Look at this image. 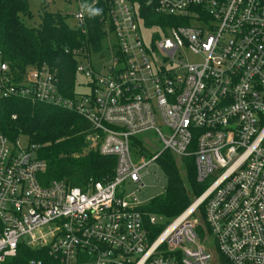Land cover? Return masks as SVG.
<instances>
[{"label": "built area", "instance_id": "2783aa9c", "mask_svg": "<svg viewBox=\"0 0 264 264\" xmlns=\"http://www.w3.org/2000/svg\"><path fill=\"white\" fill-rule=\"evenodd\" d=\"M107 2L111 64L96 71L88 42L65 49L89 94H62L46 63L16 80L0 52V101L72 109L92 124L91 148L116 158L114 176L86 190L46 183L38 145L0 132V264L22 246L42 253L26 264H264V0ZM77 3L85 33L98 0ZM134 137L150 157L133 153ZM165 151L193 160L203 190L161 223L125 186L142 189L141 170Z\"/></svg>", "mask_w": 264, "mask_h": 264}, {"label": "trees", "instance_id": "16d2710c", "mask_svg": "<svg viewBox=\"0 0 264 264\" xmlns=\"http://www.w3.org/2000/svg\"><path fill=\"white\" fill-rule=\"evenodd\" d=\"M107 1L98 0V4L88 10L84 33L79 25L71 27L63 13L47 10L45 0L41 1L38 23L30 24L27 22V18L32 17L30 0H0V52L16 80L23 78L32 67L46 63L58 70L60 92L76 96L79 59L65 49L83 48L84 42H88L92 52L100 50L104 36L101 18L108 11ZM141 8L145 13L151 11L145 5ZM93 9L102 12L93 15ZM154 24L149 19L146 26ZM0 132L12 141L22 136L30 144L38 145L37 154L47 163L43 173L46 183L63 180L86 190L90 181H104L114 176L116 158L89 148L87 136L93 133L92 124L72 109L23 97L3 99L0 101ZM137 147H141L145 156H151L149 149L134 137V154ZM157 162L167 175L168 183L164 192L150 200L144 209L170 220L183 212L192 202V193L200 194L203 187L196 181L192 159L178 158L165 151ZM34 253L22 246L18 257L3 264H26L29 258L42 254Z\"/></svg>", "mask_w": 264, "mask_h": 264}, {"label": "rangeland", "instance_id": "374dc122", "mask_svg": "<svg viewBox=\"0 0 264 264\" xmlns=\"http://www.w3.org/2000/svg\"><path fill=\"white\" fill-rule=\"evenodd\" d=\"M42 0H30V12L32 14L31 18H27V22L30 24L32 22L38 23L40 19V14L42 11L41 2ZM47 6L46 9L54 12H61L63 15L67 16L66 20L71 27L78 25V20L75 18V14L78 10L77 0H45ZM110 44L116 41L115 36L112 34L110 36ZM109 43L106 42L97 53L92 54V63L96 71L100 72L103 70L104 66L110 65L112 62L111 53L108 49ZM199 59L193 56L188 57V61L196 62ZM86 65V64H84ZM89 79L85 78L82 74H77V93H90V87L87 86ZM145 138L149 141L150 146L156 148L157 150L162 148V144L158 142L157 137L153 134V137L146 135ZM29 142L26 138L21 137V145L26 146ZM89 148L91 144L89 143ZM143 174L142 180L144 187L140 189L139 184L137 183H128L125 186L127 194H133L134 197L139 202L143 204H148L150 200L162 194L166 189L168 178L164 171L158 166L156 162L150 163L147 167L141 170ZM192 198L194 194L192 193ZM158 222L167 223L170 220H167L163 216H157ZM173 219V218H172ZM192 246V244H189Z\"/></svg>", "mask_w": 264, "mask_h": 264}, {"label": "clouds", "instance_id": "9594fccd", "mask_svg": "<svg viewBox=\"0 0 264 264\" xmlns=\"http://www.w3.org/2000/svg\"><path fill=\"white\" fill-rule=\"evenodd\" d=\"M101 12H102L101 9H93V10H92V14H93V15H99Z\"/></svg>", "mask_w": 264, "mask_h": 264}]
</instances>
